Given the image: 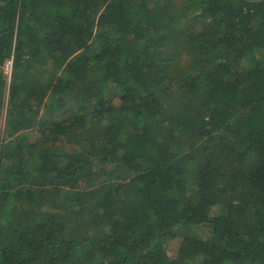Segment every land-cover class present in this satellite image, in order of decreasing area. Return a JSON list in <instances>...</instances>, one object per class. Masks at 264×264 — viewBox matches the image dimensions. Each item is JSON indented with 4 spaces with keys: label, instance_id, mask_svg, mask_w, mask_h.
Instances as JSON below:
<instances>
[{
    "label": "trees",
    "instance_id": "16d2710c",
    "mask_svg": "<svg viewBox=\"0 0 264 264\" xmlns=\"http://www.w3.org/2000/svg\"><path fill=\"white\" fill-rule=\"evenodd\" d=\"M3 105L0 264H264V0H0Z\"/></svg>",
    "mask_w": 264,
    "mask_h": 264
},
{
    "label": "rangeland",
    "instance_id": "374dc122",
    "mask_svg": "<svg viewBox=\"0 0 264 264\" xmlns=\"http://www.w3.org/2000/svg\"><path fill=\"white\" fill-rule=\"evenodd\" d=\"M4 83H3V96H4V103L6 104L7 102V88H8V82L6 79L2 78ZM108 96V94H107ZM5 108L6 106L3 105V108L1 110V114H0V128L3 124V119H4V114H5ZM69 110V109H67ZM2 136V130H0V137ZM191 231L193 234H195L196 236L198 237H201V238H205L207 237V228H205L204 226L202 225H197V226H192L191 227ZM179 236H176V237H173L171 238L170 240L166 239L164 241V247H165V251H166V254L169 256V257H175L176 253H175V250L177 248V245L179 243Z\"/></svg>",
    "mask_w": 264,
    "mask_h": 264
},
{
    "label": "built area",
    "instance_id": "2783aa9c",
    "mask_svg": "<svg viewBox=\"0 0 264 264\" xmlns=\"http://www.w3.org/2000/svg\"><path fill=\"white\" fill-rule=\"evenodd\" d=\"M2 73L5 77V79L7 80V82L9 81L10 78V70H11V59H7L2 67H1Z\"/></svg>",
    "mask_w": 264,
    "mask_h": 264
}]
</instances>
